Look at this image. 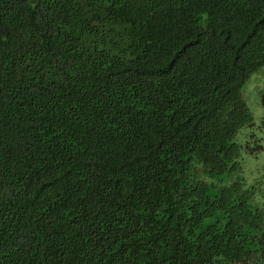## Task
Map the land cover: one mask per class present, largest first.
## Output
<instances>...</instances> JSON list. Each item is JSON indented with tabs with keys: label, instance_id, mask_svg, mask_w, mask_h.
Wrapping results in <instances>:
<instances>
[{
	"label": "trees",
	"instance_id": "16d2710c",
	"mask_svg": "<svg viewBox=\"0 0 264 264\" xmlns=\"http://www.w3.org/2000/svg\"><path fill=\"white\" fill-rule=\"evenodd\" d=\"M263 66L264 0H0V264H264Z\"/></svg>",
	"mask_w": 264,
	"mask_h": 264
},
{
	"label": "rangeland",
	"instance_id": "374dc122",
	"mask_svg": "<svg viewBox=\"0 0 264 264\" xmlns=\"http://www.w3.org/2000/svg\"><path fill=\"white\" fill-rule=\"evenodd\" d=\"M264 90V66L257 72L253 73L243 86V95L245 97L247 106L249 107L256 128L260 125V121L263 117V110L260 103V93ZM264 158L262 155L257 157H248L244 163L243 172L246 179L258 177L264 172Z\"/></svg>",
	"mask_w": 264,
	"mask_h": 264
}]
</instances>
